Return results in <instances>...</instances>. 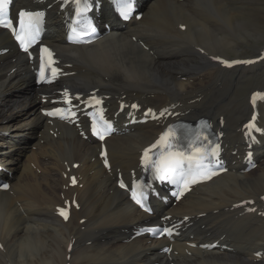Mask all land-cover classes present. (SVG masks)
<instances>
[{
    "label": "bare ground",
    "instance_id": "6f19581e",
    "mask_svg": "<svg viewBox=\"0 0 264 264\" xmlns=\"http://www.w3.org/2000/svg\"><path fill=\"white\" fill-rule=\"evenodd\" d=\"M21 1L29 4L32 0H16L14 11ZM248 1L141 0L144 14L139 21L120 25L108 19L111 30L90 45L66 44L63 12L57 5L48 11L46 41L64 63L72 64L68 70L75 71L63 81L67 86L76 91L99 88L111 95L113 110L117 109L116 99L125 96V100H138L157 109L171 106L183 117L207 114L218 126L220 117L225 118L229 171L194 189L175 206L156 204L157 218L170 214L188 217L183 226L193 222L172 243L169 254L159 251L168 244L165 239L129 240L131 231L152 217L116 186L119 172L128 175L131 169H138L140 151L163 123L135 125L112 135L108 139L111 169L106 170L98 157V142L82 138L73 126L48 123L42 109L50 105L40 100V94L47 91L35 86L32 64L18 51L9 33L0 29V48H10L0 57V165L12 171L11 177L0 171V178L11 185L9 191H0V245L9 250L5 257L0 252V264H264V258L255 253L264 248V234L256 245L225 237L234 224L246 228L254 219L253 213L240 215L243 209H233L234 203L248 198L256 213L263 202L264 134L255 147L257 169L242 171L247 148L241 124L251 107L238 115L234 98L238 84L248 88V101L253 89L264 87V60L230 70L213 61L217 55L230 58L226 51L238 46V38L248 36L257 40L253 49L260 54L264 34L255 28L254 13L227 14V10H240L239 4L244 9L255 4ZM210 6L218 8V16L209 14ZM106 11L102 8L96 14L103 31ZM182 25L186 28L181 29ZM196 57L201 58L199 63ZM226 84L229 89L223 90ZM260 120L264 123V104ZM75 162L80 166L70 173L80 176L82 186L71 188L64 174ZM62 195H76L81 205L68 222L56 214ZM83 217L86 221L80 223ZM217 239L227 243L228 249L201 247Z\"/></svg>",
    "mask_w": 264,
    "mask_h": 264
},
{
    "label": "rangeland",
    "instance_id": "374dc122",
    "mask_svg": "<svg viewBox=\"0 0 264 264\" xmlns=\"http://www.w3.org/2000/svg\"><path fill=\"white\" fill-rule=\"evenodd\" d=\"M225 0H222V2ZM249 3H255L253 6H251L250 4H248L245 9L243 8L244 6L242 4H239V7H241L240 10L237 11H231V10H227V14L234 17L235 14L238 15H248L245 14L247 12H250V14L252 15L253 13V19L254 21L258 24V26L255 28L257 30L261 31V34H264V8L262 6V3L264 2V0H250L248 1ZM257 3V4H256ZM241 5V6H240ZM243 6V7H242ZM218 8H216L215 6H210L208 8V12L209 14H213L215 16H218L216 14ZM244 10V12L242 13V11ZM257 13V14H256ZM251 16V17H252ZM261 21L263 24L261 25V23L259 22ZM239 28L244 27V25L242 24H238ZM261 27V28H260ZM263 27V28H262ZM225 28H227V25H225ZM230 28V27H229ZM241 36V35H240ZM238 34V37H240ZM256 39L250 38L248 36L247 39H240L238 38V46L228 49L226 51V53L230 56V57H234V56H246V55H254L256 53V51L254 49H256L257 45V40ZM262 44L264 42H261ZM254 48V49H253ZM238 50V51H237ZM258 55V54H257ZM197 63H199V61L201 60L200 57H196L195 59ZM242 67H238V69H241ZM224 88H222L223 90H227L229 89V86L226 84L223 86ZM14 94H16L17 92H13ZM248 88L246 86L239 85L238 84V96H236V98H234V102L238 103V115H242L243 111L247 112L249 111V101H248ZM238 101V102H237ZM248 103H247V102ZM240 104V105H239ZM247 106V107H246ZM242 112V113H240ZM261 125L264 128V123L262 122ZM264 134V133H263ZM1 151H4V148L2 147ZM257 194V193H256ZM259 202V205L261 204L260 200H257ZM256 204V203H255ZM257 209V208H256ZM260 211H264V201L262 202V206L260 208ZM255 209H253L254 211ZM260 211L259 212H253L254 215V219L251 220L250 222H248L246 228L244 227H239V224L236 225L234 224L231 227V230L227 233V235L225 237H229L233 240H240L242 241L244 244L246 243H253L256 245V243L259 241L260 236H262L264 234V217L260 215ZM251 214V213H250ZM258 215L260 216V218L258 217ZM263 223V224H262ZM256 224V225H255ZM261 224V225H260ZM260 226V227H259ZM242 228V229H241ZM249 229V230H248ZM234 230V231H233ZM254 232H253V231ZM253 232V233H252ZM257 232V233H256ZM238 233V234H237ZM231 234V235H230ZM242 237H241V235ZM248 234V235H247ZM255 234V235H254ZM229 235V236H228ZM254 235V236H253ZM252 236V237H251ZM240 237V238H238ZM251 241V242H250ZM257 241V242H256ZM1 254L5 257L9 254V250L7 248H2L1 249ZM8 252V253H7Z\"/></svg>",
    "mask_w": 264,
    "mask_h": 264
},
{
    "label": "snow or ice",
    "instance_id": "6c2138e0",
    "mask_svg": "<svg viewBox=\"0 0 264 264\" xmlns=\"http://www.w3.org/2000/svg\"><path fill=\"white\" fill-rule=\"evenodd\" d=\"M6 7V0H0V8ZM62 215H65V218H67L66 214L62 211Z\"/></svg>",
    "mask_w": 264,
    "mask_h": 264
}]
</instances>
